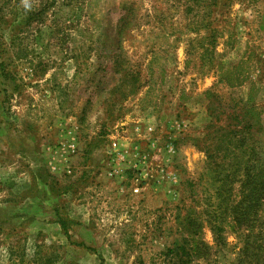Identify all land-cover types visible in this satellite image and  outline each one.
Wrapping results in <instances>:
<instances>
[{
	"label": "rangeland",
	"instance_id": "obj_1",
	"mask_svg": "<svg viewBox=\"0 0 264 264\" xmlns=\"http://www.w3.org/2000/svg\"><path fill=\"white\" fill-rule=\"evenodd\" d=\"M206 70L218 81L201 93ZM75 74L95 109L116 112L142 86L141 111L174 113L167 128L144 131L150 146L167 150L147 161L167 183L134 217L97 220L111 231L97 236L108 249L89 255L53 234L9 230L8 198L21 187L0 169V264H264V198L257 214L232 209L256 203L242 201L237 163L264 169V0H0V130L15 99L25 104L45 79L61 84ZM156 156L166 167L152 163ZM7 157L0 152V161ZM189 221L199 231L196 248Z\"/></svg>",
	"mask_w": 264,
	"mask_h": 264
},
{
	"label": "crops",
	"instance_id": "obj_2",
	"mask_svg": "<svg viewBox=\"0 0 264 264\" xmlns=\"http://www.w3.org/2000/svg\"><path fill=\"white\" fill-rule=\"evenodd\" d=\"M254 17L253 13L251 20H244L249 24ZM213 74L205 71L197 91L211 90L218 81ZM70 81L53 85L45 79L41 91L30 90L23 96L25 104L18 101L22 97L15 99L14 117L1 122L5 127L0 130V152L9 159L0 161V169L11 174L12 187H21L8 198L9 230L21 234L37 229L90 255L108 249L97 236L111 231L99 229L97 220L104 223L112 217L119 221L134 217L141 213L143 203L153 198L158 201L155 195H160V187L167 182L158 172L148 170L147 161L157 148H163L162 155L168 153L156 142L150 146L144 131L148 124H153L155 131L158 125L167 128L174 113L150 117L141 111L142 86L122 98L119 106L123 108L116 112L107 107L95 109L92 95L81 94L85 88L76 85L77 74ZM89 106L91 111H87ZM34 112H38L36 117ZM141 154H149V158ZM164 161L163 156L162 160L156 156L152 163L166 167ZM48 203H56L54 213H47ZM106 210L113 216L104 214Z\"/></svg>",
	"mask_w": 264,
	"mask_h": 264
},
{
	"label": "trees",
	"instance_id": "obj_3",
	"mask_svg": "<svg viewBox=\"0 0 264 264\" xmlns=\"http://www.w3.org/2000/svg\"><path fill=\"white\" fill-rule=\"evenodd\" d=\"M236 134H239V131L236 132ZM247 139H239L236 140L237 142V147L241 148L244 145V143H246ZM248 147V146H246ZM250 159H248L246 161L245 164H247L245 166L244 165H240L239 162L237 163V170L241 169L242 172L245 174V180L243 181L242 184V188L245 189V191L243 192V200L242 201H253L256 202L254 205H250V204H246L245 202H241L239 204H235L234 207L232 208L233 210L235 209H239L242 211L243 206L245 207L244 212H246L248 209H252L255 211V214L259 213V210L261 209V205L258 204V202H260L261 200H263L264 198V169L262 168V166H256L255 164V168L252 171V173L249 170V164ZM254 167V166H252ZM234 173V172H233ZM228 176L226 175V178ZM226 187V186H225ZM224 184H223V188L220 187V191L222 193H224L225 190ZM227 193V192H226ZM239 210H236L239 211ZM214 220H216L215 216H213ZM240 221V220H237ZM213 235L215 236V238L218 240L220 238V234H219V230H217V228H213ZM185 232L187 233V238L189 240V238L192 240L190 242V245L193 248H196V235L199 234L198 229L197 228H192L191 222L189 221V224L187 223V228L185 230ZM178 248V247H176ZM180 249V247L178 248V250ZM181 250H183L181 248ZM243 251H247L248 249H243Z\"/></svg>",
	"mask_w": 264,
	"mask_h": 264
},
{
	"label": "built area",
	"instance_id": "obj_4",
	"mask_svg": "<svg viewBox=\"0 0 264 264\" xmlns=\"http://www.w3.org/2000/svg\"><path fill=\"white\" fill-rule=\"evenodd\" d=\"M137 191H135V193H136Z\"/></svg>",
	"mask_w": 264,
	"mask_h": 264
}]
</instances>
